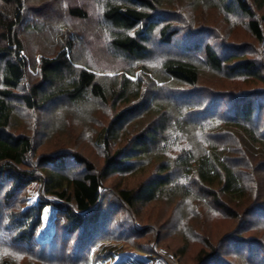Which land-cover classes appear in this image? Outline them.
Here are the masks:
<instances>
[{"label":"trees","instance_id":"obj_1","mask_svg":"<svg viewBox=\"0 0 264 264\" xmlns=\"http://www.w3.org/2000/svg\"><path fill=\"white\" fill-rule=\"evenodd\" d=\"M42 1L0 0V246L60 264L59 254H73L81 243L87 255L84 260L73 257L75 264H94L97 258L118 254L116 246L100 241L122 237L121 232H107L121 207L144 221L145 207L170 200L174 205H209L236 221L217 245L204 238L198 261L220 264L217 252L222 242L232 240L243 264H264V68L240 48L226 44L219 50L209 36L197 42L174 27L169 18L174 13L164 8L169 0H96L104 11L100 21H90L99 26L93 35L101 33L99 41L106 34V49L130 66L121 73L117 68L113 77L99 76L86 66L91 47H80L66 30L52 29L49 49L32 78L25 54L30 53L28 38L38 40L54 26V14L56 21L90 18L82 6L62 7L59 0H47L45 6ZM194 1H218L228 16L245 18L264 47V0ZM49 6L55 13L45 20L41 10ZM156 38L166 54H158L161 61L154 68L146 60L153 58L150 42ZM201 66L242 80L244 90L222 94L200 85ZM90 100L110 111L97 137L102 163L96 166L80 152L65 151L41 156L38 168H32L35 137L18 130V109L49 107L80 114ZM115 177L124 178V184L115 193L106 191L107 181ZM131 178L138 181L130 184ZM34 182L52 200L30 202L25 191ZM49 205L51 231L44 234ZM102 205L115 208L106 226L99 225L106 211ZM0 264L15 263L0 253Z\"/></svg>","mask_w":264,"mask_h":264},{"label":"rangeland","instance_id":"obj_2","mask_svg":"<svg viewBox=\"0 0 264 264\" xmlns=\"http://www.w3.org/2000/svg\"><path fill=\"white\" fill-rule=\"evenodd\" d=\"M97 1L59 0L62 7H65L66 3H70L74 6L78 5L86 8L90 13V18L87 21L73 19L74 21L68 22L66 18L61 17L56 21L54 19L56 15L54 14L53 18L50 17L51 22L49 21L50 23L54 21V26L46 28L38 40L28 38L30 53L26 52L25 54L28 55L30 60L29 71L32 78L37 74L40 57L44 55L47 48L49 49L48 43L53 39L52 29L66 30L68 35L76 37L80 47L89 45L91 47L89 53L91 54H86L85 57L88 65L84 62L83 65L88 67L91 65L93 71L98 73L99 76L113 77L117 74V68L121 73L124 67L130 66L129 61L117 59L112 48L107 47L106 49V34L102 38L104 41L101 38L98 41L101 33L93 35L94 29H98L99 26L91 24L90 21H100V16L104 11V4ZM42 2L46 6L49 1L43 0ZM164 8L168 9L166 10L168 12L165 13H174L169 17L170 20L174 21V27L179 28L186 35L192 34V38L197 42H202L207 35L210 37L211 43H215L219 50L224 45L230 44L233 49L237 48L239 50L240 48L249 58L258 61L260 68H264V47L249 31L246 19L228 16L220 2L215 1L210 4L209 1L196 3L194 0H169L165 3ZM51 13L55 12L50 6L41 10V15L45 20H49ZM30 20H32V17L28 16L27 21L30 22ZM65 24L66 26H64ZM54 37L57 39V34ZM150 43L152 54H154H151L152 59L148 58L146 61H148L149 67L156 68L161 61L158 54L165 55L166 47L157 38ZM33 61L35 65L32 64ZM201 68L203 72L200 85L211 87L222 94L244 90L245 82L242 80H230L221 73L207 70L203 66ZM97 102L96 100H90L84 104V110L80 111V114L74 110L60 113L58 107V112H54L55 108L51 109L49 107L33 112L18 109L19 113L16 115L18 130L27 131L35 137V152L29 158L30 164L34 166L32 168H38L37 161L41 156L65 151L80 152L96 166L102 163V151L98 146L97 137L99 130L107 124L110 111L107 107L98 105ZM67 162H69V165L72 164L70 159ZM123 180L124 178L121 177L110 179L106 183V191L114 192L118 184H124ZM137 181L138 178H131L127 182L135 184ZM40 189L41 186L38 182H34L27 187L25 194L30 202L36 201L37 198L52 200L53 197ZM110 198L112 199V197ZM102 208L106 211L102 212L103 219H99V225L106 226L107 219L113 215L115 208L109 209L106 206V209H104L103 205ZM143 214L146 219L141 221L130 211L127 212L124 207L118 210V221L107 232L111 230L114 234L121 232L122 237H114L115 239L104 237L105 239L103 238L100 241L116 246L118 254L108 259L97 258L94 264H214L212 261H198L197 254L203 246L204 238H208L213 244L217 245L223 240L224 235L233 230L236 222L225 217L218 209H213L209 205L199 204L198 206L196 204L190 206L189 202H177L174 205L170 200H160L148 205L145 207ZM52 217L53 207L49 205L44 212V224L41 233L50 234ZM262 229L264 232V226H262ZM67 242L69 244V241ZM252 244L249 248L253 247ZM94 246L98 247V244ZM235 246L232 240H228L226 243L222 242L221 249L217 252L218 261L216 263L243 264L244 261L239 258L241 254L238 253ZM75 247H77L76 250L73 251L72 249L71 251L73 254L70 253L65 256H62V253L59 254V260L63 261L60 264H75L76 259L73 257L76 256L78 259H85L87 254L83 251L86 245L79 243ZM0 253L9 254L15 264H53L16 247L1 245ZM248 254L246 252L244 255ZM257 259H259V256Z\"/></svg>","mask_w":264,"mask_h":264}]
</instances>
